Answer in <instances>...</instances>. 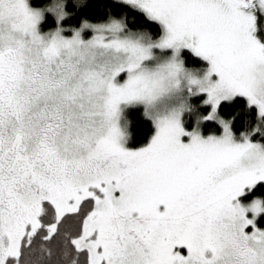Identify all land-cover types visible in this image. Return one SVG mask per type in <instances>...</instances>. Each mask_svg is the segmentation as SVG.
Segmentation results:
<instances>
[{"label": "snow or ice", "instance_id": "1", "mask_svg": "<svg viewBox=\"0 0 264 264\" xmlns=\"http://www.w3.org/2000/svg\"><path fill=\"white\" fill-rule=\"evenodd\" d=\"M0 264H264V0H0Z\"/></svg>", "mask_w": 264, "mask_h": 264}, {"label": "trees", "instance_id": "2", "mask_svg": "<svg viewBox=\"0 0 264 264\" xmlns=\"http://www.w3.org/2000/svg\"><path fill=\"white\" fill-rule=\"evenodd\" d=\"M132 119H133L134 121H136L137 123H139L140 126H141V128L143 129V124L141 123L140 114H139L138 112L132 114Z\"/></svg>", "mask_w": 264, "mask_h": 264}]
</instances>
